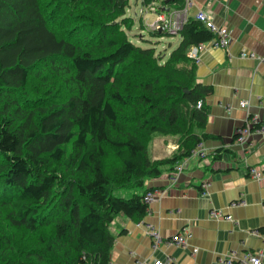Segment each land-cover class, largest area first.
<instances>
[{"label": "trees", "instance_id": "obj_1", "mask_svg": "<svg viewBox=\"0 0 264 264\" xmlns=\"http://www.w3.org/2000/svg\"><path fill=\"white\" fill-rule=\"evenodd\" d=\"M151 1L180 9L184 0L142 3ZM128 7L0 0V264H110L109 225L141 221L152 190L119 194L174 171L211 138L197 130L212 88L196 81L187 51L213 34L189 18L160 54L128 36ZM155 136L174 138L175 152L152 160Z\"/></svg>", "mask_w": 264, "mask_h": 264}, {"label": "crops", "instance_id": "obj_2", "mask_svg": "<svg viewBox=\"0 0 264 264\" xmlns=\"http://www.w3.org/2000/svg\"><path fill=\"white\" fill-rule=\"evenodd\" d=\"M138 11L142 0H134ZM190 16L204 12L216 25L228 29L227 49L206 44L196 62V81L210 86L205 100L207 120L197 134L211 136L201 143L204 157L191 155L185 168L172 181V171L148 179L142 190L160 196L148 205L146 216L134 221L118 215L109 225L114 236L110 264H225L228 255L241 257L246 252H264V243L254 232H264V178L253 179L248 167L264 163V135L252 133L248 141H232L235 131L248 115L264 123V0H191ZM146 15V14H145ZM145 15L138 16L143 24ZM145 29V27H144ZM142 29V31L144 30ZM166 54L176 45L168 43ZM166 47H164L165 49ZM248 51L263 61L242 57ZM245 101L247 108L239 103ZM174 138L155 136L148 152L152 160L171 156ZM220 210L231 220L214 219ZM151 225L162 237L156 250L145 226ZM182 234L184 246L172 244ZM193 249L196 252L193 253Z\"/></svg>", "mask_w": 264, "mask_h": 264}, {"label": "built area", "instance_id": "obj_3", "mask_svg": "<svg viewBox=\"0 0 264 264\" xmlns=\"http://www.w3.org/2000/svg\"><path fill=\"white\" fill-rule=\"evenodd\" d=\"M192 3L191 0H184L183 7L180 9H170L164 5H159V3L151 1L146 5H142L139 9V15H145L147 13H151L154 16V19L147 23L145 22L143 25L145 29L150 31H156L160 33H166L169 36H176L178 37V33L181 30L183 24L189 19H195L201 22L212 34L213 39L209 42L204 44L195 45L189 48L187 51V56L194 60L195 62L199 61L200 55L203 52L206 44H213L216 47L227 49L231 42V37L228 29L224 26L216 25L204 12L200 11L197 12L195 15L190 16L188 14V9L191 7ZM161 8V9H160ZM164 9V10H163ZM144 29V28H143ZM144 31V30H143ZM140 31V32H143ZM242 57H249L251 59H257L261 62L263 61L262 58L256 57V55L249 53L248 51H244L241 53ZM200 106V102L197 105ZM241 108H247L248 104L245 101H241L239 103ZM256 128L253 129L254 126ZM237 133V139L235 141L236 144H243L248 141V138L251 136L252 133H258L264 135V123L259 121L257 116L248 115L242 127L235 131ZM192 155L197 156L199 158L204 157V152L201 148V145H198ZM185 162L181 161L179 164L175 166L174 171H172L170 176L172 181L175 180L176 175H178L183 169L185 168ZM248 175L250 178L253 179H262L264 178V163L259 166L255 167H248ZM160 196L158 191H149L144 195V202L146 204H150L156 200L157 197ZM210 216L214 219H226L231 220V218L225 215L222 211L212 210ZM146 234L152 238V250H156L158 245L162 242V237L159 233L149 224L145 226ZM254 235L260 237V239L264 243V232L258 233L254 232ZM172 244L175 246H184L186 244V238L184 235L179 234L171 239ZM193 253L196 252V249H193ZM225 264H264V252L253 253V252H246L241 257H238L236 254L228 255L227 259L224 260ZM152 264H171V260L166 262L161 261H154Z\"/></svg>", "mask_w": 264, "mask_h": 264}, {"label": "rangeland", "instance_id": "obj_4", "mask_svg": "<svg viewBox=\"0 0 264 264\" xmlns=\"http://www.w3.org/2000/svg\"><path fill=\"white\" fill-rule=\"evenodd\" d=\"M140 4H135L134 0H129V7L126 10V15L130 16L132 18L133 21V26L132 28L127 31L128 36L133 40L134 43H137L138 45L142 46V47H147V46H153L156 49L157 53H166L168 50V47L165 46L168 43L173 44V45H177L178 44V37L176 36H167V37H162V38H158V37H154L151 38L149 37L147 31V29H144L143 32H140V30H142L144 28V25L142 26V22L138 20V16H140L138 14V8L137 6ZM147 21V23L151 22L154 19V16L151 13H147L144 17ZM137 34H143L145 39H149L150 41H140L137 37ZM164 47H166L164 49ZM130 191H124L121 192L119 195H123L122 197L125 198H129L132 194H128Z\"/></svg>", "mask_w": 264, "mask_h": 264}, {"label": "water", "instance_id": "obj_5", "mask_svg": "<svg viewBox=\"0 0 264 264\" xmlns=\"http://www.w3.org/2000/svg\"><path fill=\"white\" fill-rule=\"evenodd\" d=\"M168 8H166L165 10H167ZM164 10V9H163ZM160 34V32H158Z\"/></svg>", "mask_w": 264, "mask_h": 264}]
</instances>
